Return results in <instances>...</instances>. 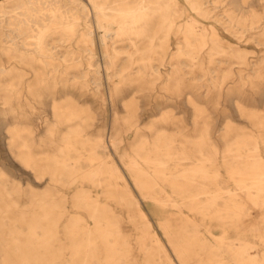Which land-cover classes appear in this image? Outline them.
I'll use <instances>...</instances> for the list:
<instances>
[{
  "label": "bare ground",
  "instance_id": "obj_1",
  "mask_svg": "<svg viewBox=\"0 0 264 264\" xmlns=\"http://www.w3.org/2000/svg\"><path fill=\"white\" fill-rule=\"evenodd\" d=\"M187 1L200 15L211 16L204 0ZM71 2L67 6L62 0L0 1V52L7 56L0 61V136L7 133L9 138L0 137V157L5 153L0 162V264H139L128 221L133 222L146 264H175L124 169L144 199L176 210L160 220L159 226L182 264L197 260L264 264V112L247 104V115L256 129L242 130L237 138L220 129V146L211 125L197 120L193 122L197 140L180 139L181 130L171 133L154 120L148 133L140 128L138 118L132 119L137 113L129 106H125L123 120L117 110L112 112L108 130L89 132L91 123L78 118L85 110L69 99L73 94L66 89L59 98L53 94L59 83L85 88L89 75L101 80L103 73L111 84L109 99L126 89L125 97L147 89L145 94L150 96L155 81L164 77V88L173 94H167L166 104L159 108L164 121L171 114L168 100H190L197 94L231 100L243 114L246 111L233 97V90H242L258 78L264 80V72L240 75V83L232 89L227 82L236 72L229 67L222 75L206 78L210 81L206 91L198 92L201 86L195 83L186 91L180 59L185 49L180 43L178 61L171 63V70L163 75L154 64L153 55L165 48L156 41L160 35L163 39L173 31L183 35L187 50L193 53L192 67L208 75L215 71L217 56L229 51L237 63L251 66L247 51L232 42L225 44L215 26L189 15L179 0ZM227 11V29L244 36L259 28L256 34L264 35V15L232 5ZM81 19L85 29L78 30ZM57 30L68 35L79 32L80 40L91 44L85 60L77 50L61 53L50 45L48 37ZM95 31L100 36L101 62L93 47ZM117 37L130 39L134 49L124 67L118 46L109 43ZM136 37L144 42L138 43ZM168 60L163 57V64ZM72 69L83 70L84 77L72 79ZM252 87L264 103V81ZM46 96L52 98L53 118L45 120L33 103L43 102ZM56 100L64 102L56 104ZM202 112V108L192 110L195 116ZM222 113L228 115L227 105ZM43 122L44 134L35 133ZM226 124L228 129L230 123ZM132 130L134 137L127 142L126 133ZM11 158L28 167L36 182L24 186L9 170L14 166ZM74 185L71 193L69 188ZM250 209L260 212L254 214ZM252 235L260 242L252 240Z\"/></svg>",
  "mask_w": 264,
  "mask_h": 264
},
{
  "label": "rangeland",
  "instance_id": "obj_2",
  "mask_svg": "<svg viewBox=\"0 0 264 264\" xmlns=\"http://www.w3.org/2000/svg\"><path fill=\"white\" fill-rule=\"evenodd\" d=\"M1 1V0H0ZM64 4L67 6L72 5L71 0H62ZM84 1V0H83ZM181 3H183L186 6L187 12L189 15H193L203 21L204 23L208 25H213L217 28V31L219 34L224 38L225 44L226 42H232L236 44L237 46H240L241 48L245 49L247 51V57L251 64V66H246L243 64H239L236 61V58L233 57L229 52L226 55H219L217 56L218 63L214 66V70L212 74L208 75L205 73L203 69L200 67L193 68L192 67V61H191V55L193 53H189L186 47V41L183 35L177 34L175 31L171 32L168 39H163L160 35L158 39L156 40L158 44L165 45V48L159 51L158 55H153L155 60L154 64L157 68L161 70L163 75L172 69V64L178 61V46L179 43L181 46L185 49L184 54L180 56V59H182L183 62V69H182V77H183V85L186 88V91H190L189 86L193 83L199 84L200 90L198 92L206 91L207 89V83L210 81H207L206 78L211 75L217 76L222 75L226 71H228L229 67H232L234 71L236 72V75L229 79L227 82V86L230 88L234 87L236 84L240 83L238 81L240 75L245 76H253L256 73L259 72V70L264 72V35L258 36L256 34L257 29L249 30L245 33L244 36H238L234 31L229 30L226 28V23L229 21L228 16V9L229 7L235 6L237 8H241L243 10H254L255 12L264 15V0H230L231 4L226 5L228 2L222 0L220 2H214L213 0H204L206 5H208L212 12L211 16H202L200 15L196 10H194L190 3L187 0H179ZM14 3V1H11ZM12 3V4H13ZM9 4V3H8ZM183 19V18H182ZM264 20V19H263ZM85 29L84 21L80 20V25L78 26V30ZM97 32V33H96ZM95 34V36H94ZM93 34V40H94V50L97 53L95 56L99 61L101 62V42H100V36L99 31H95ZM98 34V35H96ZM49 43L51 46L55 48V50L64 53L68 49L77 50L78 53L81 54V57L84 58L86 54H88V50H86L91 44L84 43L82 40H80V34L77 32L74 35H68L63 34L61 31L57 30L52 32L49 37ZM135 40L138 43L144 42L140 37H136ZM109 43H115L116 46H118L119 50V62L121 64V67H124L129 64L130 58L129 54L134 52V49L131 47V40L125 39L123 37H117L116 39H110ZM263 48V49H262ZM99 50V51H98ZM100 52V53H99ZM204 54V53H203ZM2 57H7L5 54L0 52V61ZM163 57L165 59L169 60L166 62V64H163ZM140 65L135 64V67H139ZM83 69V68H82ZM81 69V70H82ZM72 73L70 76L72 79L76 76L84 77V71H80V69H72ZM104 74L102 73V79H98L95 76L89 75V85L85 88L81 87L80 85H72L64 86L63 83H59L53 91V94L55 97L59 98L63 96V93L68 90V92L72 93L74 97H69L71 102L83 110H85L86 113H83L78 116V118H84L86 121L91 125L89 126L88 131L89 132H98L99 130L104 129L107 127V130L109 128L110 122L113 120L112 112L114 110H117L119 112L118 116L122 119L126 117L125 112V106H129V108L136 111V116H133L132 119L138 118V122L140 125V128L145 130L146 132L150 133V129L148 127L149 123L154 120L164 124V126L168 129L169 132L174 133L178 129L182 131L183 135H180V139H186V140H197L195 138L197 131L194 128L193 122L197 120L198 122H201L202 124H210L212 129V134L214 140L219 144L220 146L223 145V140L219 138V130L223 129L222 132L226 134L228 131L230 134L233 135L234 138H237V136L240 135L242 130L249 132L253 128L256 129V126L254 125L253 121L248 117L247 111L250 109V107H253L252 110H256L258 113L264 112V103L263 100L260 97L259 93H255V88L252 87V83H258L260 85L263 84V79L258 78L256 79L257 82H248L242 86V90H233V97L236 98L239 102V106L242 107L246 112L241 113L239 109H237L238 106H235L231 100L226 101L225 98H218L213 94L210 97L207 96H200L196 95L193 99H178L173 98L168 100V103L170 104L169 110L171 114L165 116L167 120H163L161 115L159 114V108L161 106H164L166 104V96L173 95L171 91L164 88L165 82L164 77L160 78L155 81L154 89L150 91L151 95L148 96L145 94V91L149 90H138L134 96H126V86L121 83L123 90L120 93V96L116 97L115 99H109V87L111 84L107 81H105ZM105 81V82H104ZM255 81V79H254ZM106 84V85H105ZM148 84H151L149 82ZM137 85V84H136ZM134 85V87H136ZM141 85H144L143 83ZM66 89V90H65ZM233 89V88H232ZM230 90V89H229ZM85 91V92H83ZM102 91L104 92V96H106V100L102 97ZM246 91V92H243ZM83 92V93H82ZM251 97L249 100L248 98ZM51 97L46 96L43 98V102L35 101L34 104V110L40 111L42 114L43 119H52L53 118V112L51 110ZM69 100V101H70ZM56 104H61L64 102L63 100H56ZM250 103V107L246 106ZM227 105L228 107V115H225L222 113V109L224 106ZM195 108H202V113L195 116L192 114V110ZM239 108V107H238ZM130 119V120H132ZM123 120V119H122ZM229 124V128L227 129V124ZM45 129V122L40 124V128L35 133H41L44 134ZM258 131V130H256ZM259 132V131H258ZM7 134V133H6ZM5 135H1L0 137L2 140H9V138ZM134 137V130L126 133L127 142ZM126 142V144H127ZM126 144H124L126 146ZM123 145V146H124ZM261 149L264 155V144H261ZM0 157V162L4 160L5 153L2 152ZM11 163L14 164L13 167H10V172L16 175L18 180L26 186L28 182H36L33 173L31 170L23 166L20 161L17 158L10 159ZM121 167L123 168V164L119 163ZM129 176V184L130 187L133 189V193L137 198L140 200V203L143 207V209L147 212L148 217L153 223L154 229L156 230L158 236L162 240L164 246L171 254L175 264H182V262L176 257L175 253L173 252V249L171 245L169 244L168 238L165 236L162 228L159 226L160 220L166 218L171 214L172 212H175L176 210L173 208H162L160 205H157L154 201L151 199H144L142 193L137 189L135 182L133 178H131L129 171L125 170ZM223 172L227 174V168L223 167ZM45 179L41 181L40 183H44ZM87 186H92L91 182H86ZM232 187H236V184H231ZM61 188H63L62 185H59ZM76 189V185L69 188V191L73 193V191ZM97 190V189H96ZM169 190H171V187H169ZM102 198H106L105 195H102ZM114 205H116V201H111ZM254 214H258L260 211L256 209H250V211ZM125 214L128 213V210H123ZM187 213H192L190 210L186 209ZM15 215H18V211L15 212ZM128 229L130 231H133L132 236V245L134 246L135 252L138 255L139 264H146L145 260V254L144 251L140 249L139 241L136 238V230L133 226L132 221H128ZM215 232H219L218 228H215ZM250 233V232H249ZM251 239L260 242L258 240V237L252 235ZM196 264H207L205 261H196Z\"/></svg>",
  "mask_w": 264,
  "mask_h": 264
}]
</instances>
